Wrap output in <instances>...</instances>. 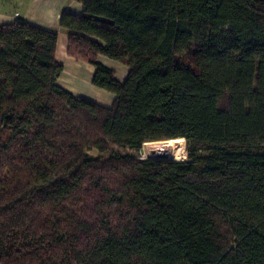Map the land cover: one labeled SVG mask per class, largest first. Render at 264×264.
I'll list each match as a JSON object with an SVG mask.
<instances>
[{
	"label": "trees",
	"instance_id": "trees-1",
	"mask_svg": "<svg viewBox=\"0 0 264 264\" xmlns=\"http://www.w3.org/2000/svg\"><path fill=\"white\" fill-rule=\"evenodd\" d=\"M77 1L109 108L56 84L55 31L0 25V264H264V0ZM172 138L188 159L88 153Z\"/></svg>",
	"mask_w": 264,
	"mask_h": 264
},
{
	"label": "crops",
	"instance_id": "crops-1",
	"mask_svg": "<svg viewBox=\"0 0 264 264\" xmlns=\"http://www.w3.org/2000/svg\"><path fill=\"white\" fill-rule=\"evenodd\" d=\"M83 9L84 6L77 0H0V25L12 23L20 17L32 26L55 31L54 59L62 65L56 84L74 96L109 108L115 95L92 83L94 65L68 53L70 31L60 27L63 12L80 15ZM97 61L113 70L118 81L123 82L127 77L129 68L125 64L103 55H98Z\"/></svg>",
	"mask_w": 264,
	"mask_h": 264
},
{
	"label": "rangeland",
	"instance_id": "rangeland-1",
	"mask_svg": "<svg viewBox=\"0 0 264 264\" xmlns=\"http://www.w3.org/2000/svg\"><path fill=\"white\" fill-rule=\"evenodd\" d=\"M167 140V139H165ZM164 147H168L169 145L167 144H163ZM144 146V143L141 145V147L137 150L133 149H124V148H121V147H116V146H113V147H110L107 151L105 152H99L98 150L96 149H91L88 151L89 155L90 156H99L101 158H107L108 156L110 155H116V154H121V155H131L135 158H138V159H167V160H175L174 157L172 155H170L169 153H166V152H162L160 154H157L153 151L146 154V155H143L141 152H140V149H142V147ZM180 146H181V149H182V156L181 158L178 160V161H182V160H186L188 159V151H187V143H186V140L184 139L182 142H180ZM168 154V156H167ZM170 155V156H169ZM209 155V152H198L196 154L197 157L201 158V157H204V156H207Z\"/></svg>",
	"mask_w": 264,
	"mask_h": 264
},
{
	"label": "bare ground",
	"instance_id": "bare-ground-1",
	"mask_svg": "<svg viewBox=\"0 0 264 264\" xmlns=\"http://www.w3.org/2000/svg\"><path fill=\"white\" fill-rule=\"evenodd\" d=\"M183 140L184 139L182 138H172V139H167V140H162V141L145 142L144 146L142 147V154L146 155L150 152L153 153V151L157 154L166 152L172 155L175 160H179L182 156V149L180 146V142H182ZM163 144H167L169 146L164 147Z\"/></svg>",
	"mask_w": 264,
	"mask_h": 264
},
{
	"label": "water",
	"instance_id": "water-1",
	"mask_svg": "<svg viewBox=\"0 0 264 264\" xmlns=\"http://www.w3.org/2000/svg\"><path fill=\"white\" fill-rule=\"evenodd\" d=\"M140 152L142 153V149H140Z\"/></svg>",
	"mask_w": 264,
	"mask_h": 264
}]
</instances>
